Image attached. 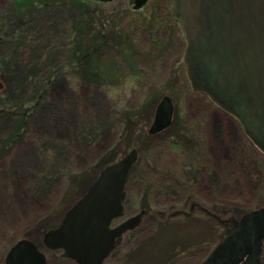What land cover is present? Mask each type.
I'll return each instance as SVG.
<instances>
[{"label":"rangeland","instance_id":"rangeland-1","mask_svg":"<svg viewBox=\"0 0 264 264\" xmlns=\"http://www.w3.org/2000/svg\"><path fill=\"white\" fill-rule=\"evenodd\" d=\"M24 1L33 3L20 7ZM60 1L0 0V264L20 238L33 241L47 264H78L47 249L42 237L102 167L131 149L137 158L123 216L112 225L141 216L101 264H201L226 222L264 206V154L232 115L193 90L183 60L187 40L166 0L139 8L134 0H86L92 21L80 45L99 48L85 63L94 79L80 78L69 60L79 38L69 4ZM165 15L162 33L141 32ZM120 36L128 38L123 50L142 52L126 69L111 45L122 43ZM149 43L157 46L152 55ZM163 95L173 102L171 123L149 134Z\"/></svg>","mask_w":264,"mask_h":264},{"label":"water","instance_id":"water-1","mask_svg":"<svg viewBox=\"0 0 264 264\" xmlns=\"http://www.w3.org/2000/svg\"><path fill=\"white\" fill-rule=\"evenodd\" d=\"M110 1V0H102ZM135 8L145 0H134ZM187 42L183 60L194 91L205 93L232 114L264 153V0H168ZM2 83L0 82V87ZM173 102L163 95L147 130L156 134L172 120ZM135 149L104 166L57 227L43 236L50 250L78 264H101L121 234L141 213L111 226L123 213L128 172ZM264 239V206L247 211L201 264H259ZM5 264H47L46 255L27 238L13 243Z\"/></svg>","mask_w":264,"mask_h":264},{"label":"trees","instance_id":"trees-1","mask_svg":"<svg viewBox=\"0 0 264 264\" xmlns=\"http://www.w3.org/2000/svg\"><path fill=\"white\" fill-rule=\"evenodd\" d=\"M48 0H43V3H46ZM60 2L62 3H68L69 4V11H72V14H71V17H72V29H73V32H74V40L79 38V41H75V45L74 46H71L69 48V60L71 63L75 64V66L78 67V74L80 75V78H91L93 77V68L94 67H88L87 64L85 63H88L87 62V59L88 58V55L90 53H93L94 55L97 54V46H94V45H91L90 47L93 49L90 51V49H86V44L84 43L80 45V39H81V42H83L84 40L82 39V37L84 36L85 34V29L87 26H89V24L91 23L92 21V16L86 12H83L84 10V6L87 5L86 3V0H61ZM33 2L32 1H27V2H21L19 4V6H23V5H28V4H32ZM18 7V8H20ZM164 14H166V10H164ZM151 17H154V14H151L150 15ZM164 21H162L161 19L159 20L157 18L156 21H152L150 20L148 22L147 25H143L142 29H141V32H144L148 37L150 38H154V34H160L162 33V31H164V29H162V25L164 24L163 22H165L166 24L168 23V19H169V15H165L164 17ZM121 38V42L122 43H117V44H111L112 45V49H114L115 51V54H114V57L116 60H119L123 66L121 67L122 69H126L127 67H129V63L132 61V59H135L136 60V56H140L142 54V52L138 49V47H131V50L130 49H125L123 50V46L124 44L127 42V39L128 38H124L122 36H120ZM151 42V41H150ZM105 43H108V42H103V43H100L99 45H102L104 46ZM89 47V48H90ZM156 45L155 43H149L146 47V52L147 54L149 55H152L156 49ZM139 60V58H138ZM137 62V60H136ZM1 72V71H0ZM97 75L99 74L98 72H96ZM135 75H133V77L135 78V81H138L140 82V77L141 75L138 74V70L134 72ZM136 76V77H135ZM2 77V73H0V78ZM101 78L105 79L106 76L103 75V77L101 76ZM108 78V77H107ZM94 79V77H93ZM143 80V79H142ZM252 143V142H251ZM253 144V143H252ZM235 221L236 220H232V221H228L226 222V224H224L225 226H229V228H227L224 232L227 233L228 231H230L234 226H235ZM223 234V235H224Z\"/></svg>","mask_w":264,"mask_h":264},{"label":"flooded vegetation","instance_id":"flooded-vegetation-1","mask_svg":"<svg viewBox=\"0 0 264 264\" xmlns=\"http://www.w3.org/2000/svg\"><path fill=\"white\" fill-rule=\"evenodd\" d=\"M166 1L169 3V1H168V0H166ZM0 81H1V80H0ZM1 88H2V87H1ZM1 88H0V89H1ZM118 241H119V240H118Z\"/></svg>","mask_w":264,"mask_h":264}]
</instances>
